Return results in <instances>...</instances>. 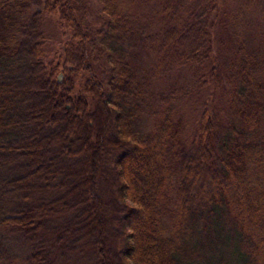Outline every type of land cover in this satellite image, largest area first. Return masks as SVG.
<instances>
[{
    "label": "trees",
    "instance_id": "16d2710c",
    "mask_svg": "<svg viewBox=\"0 0 264 264\" xmlns=\"http://www.w3.org/2000/svg\"><path fill=\"white\" fill-rule=\"evenodd\" d=\"M218 5L0 0V230L30 246L29 264H264V81L250 57L240 79L218 67ZM47 16L64 39L43 29ZM139 47L157 53L153 71L212 65L215 104L189 138L178 90L149 95ZM3 238L0 264H17Z\"/></svg>",
    "mask_w": 264,
    "mask_h": 264
},
{
    "label": "rangeland",
    "instance_id": "374dc122",
    "mask_svg": "<svg viewBox=\"0 0 264 264\" xmlns=\"http://www.w3.org/2000/svg\"><path fill=\"white\" fill-rule=\"evenodd\" d=\"M153 8L154 5L151 1L141 4L138 8V13L135 14V21L139 30L143 29L146 18H148ZM90 11L91 18L96 22L95 26L97 28L101 27L104 16L101 13L100 6L94 3ZM45 22L44 30L53 36V38L64 39L63 30L58 26L56 17L47 16ZM213 23L218 27L216 29L217 34L219 35V40L222 42V44L220 41L218 42V49L213 52L217 58L216 63H218V67L224 72H227L228 75L231 72L236 74V79H240L244 74V71L242 73L241 68H239L242 67L240 63L250 57L248 59L250 63L252 60L254 65H259L258 69L255 67L259 75L258 79L264 81V72L261 69L262 64H264V0H219ZM154 32H157V30ZM59 46L60 44L54 41L52 55L58 50ZM155 47L158 50L157 45ZM221 47L223 50H221ZM219 49L221 50V56L217 57L216 55ZM132 57L138 65L140 77L145 80V87L151 97L168 95L173 88L178 90L182 98L177 99L173 103L175 105V111L187 121V132L184 137L189 138L194 128V119L200 114L202 105L215 104L214 97L217 93H215V89L211 84L210 69L212 65L209 67H207L208 65L203 67L198 64L193 66H178L179 63H177L169 72H164L162 68L159 69L162 71H153L155 66L160 62L155 51L149 48L139 47L132 52ZM233 58H236L234 62L236 68L233 66L234 69L232 70L233 67L231 68L227 61ZM162 66H164L163 63ZM227 95L226 92L225 94H220L221 100L218 104L224 111L222 117L226 115L225 106L227 105V101L222 100V96L227 98ZM184 97L186 98L183 100ZM152 124V118L147 119L146 117L140 123V127L146 132L151 128ZM111 181L110 178L109 181L107 178V183L103 182L102 186L103 191L101 192L107 201L112 199L113 196L112 187L109 185ZM1 235L4 237L5 244L11 254L16 257L17 264H29L30 246L25 245L23 239L16 234L0 230ZM83 262H85V259Z\"/></svg>",
    "mask_w": 264,
    "mask_h": 264
},
{
    "label": "water",
    "instance_id": "95a60500",
    "mask_svg": "<svg viewBox=\"0 0 264 264\" xmlns=\"http://www.w3.org/2000/svg\"><path fill=\"white\" fill-rule=\"evenodd\" d=\"M58 81H59L60 83L63 81V75H62V74L59 75V77H58Z\"/></svg>",
    "mask_w": 264,
    "mask_h": 264
}]
</instances>
